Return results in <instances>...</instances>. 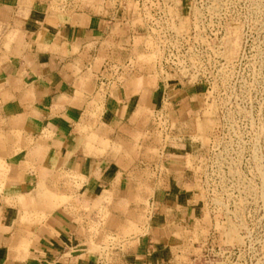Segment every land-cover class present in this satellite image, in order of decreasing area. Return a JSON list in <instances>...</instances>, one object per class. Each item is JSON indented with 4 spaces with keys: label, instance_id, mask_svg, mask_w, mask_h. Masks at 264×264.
Here are the masks:
<instances>
[{
    "label": "crops",
    "instance_id": "obj_1",
    "mask_svg": "<svg viewBox=\"0 0 264 264\" xmlns=\"http://www.w3.org/2000/svg\"><path fill=\"white\" fill-rule=\"evenodd\" d=\"M113 1L101 15L0 0V264H177L176 234L197 214L182 149L165 145L160 171L133 138L162 132L183 89L111 62L131 38ZM108 233L124 238L109 262L96 251Z\"/></svg>",
    "mask_w": 264,
    "mask_h": 264
},
{
    "label": "rangeland",
    "instance_id": "obj_2",
    "mask_svg": "<svg viewBox=\"0 0 264 264\" xmlns=\"http://www.w3.org/2000/svg\"><path fill=\"white\" fill-rule=\"evenodd\" d=\"M56 1L72 2L71 9L88 6L101 15L115 5L113 0L52 3ZM121 3L118 16L125 19L131 38L111 62L132 65L133 81L149 78L153 85L161 81L183 89L179 105L171 100L164 104L169 118L159 123L162 132L148 130L133 138L139 149L144 142L152 144L148 155L161 164L160 171L165 145L182 149L197 214L176 234V263L264 264V0ZM157 13L163 18L155 25L185 37L180 45L181 65L187 69L183 74L163 76L159 69L157 39L146 32L157 27L150 24ZM102 95L101 85L97 98ZM143 187L137 190H150ZM53 200L61 205L67 201ZM97 219L95 231L108 215ZM123 240L108 233L96 251L109 262Z\"/></svg>",
    "mask_w": 264,
    "mask_h": 264
},
{
    "label": "built area",
    "instance_id": "obj_3",
    "mask_svg": "<svg viewBox=\"0 0 264 264\" xmlns=\"http://www.w3.org/2000/svg\"><path fill=\"white\" fill-rule=\"evenodd\" d=\"M152 16L154 22H150V24L155 25V22H158L160 21L159 19L163 18V13H157L156 15L152 14ZM146 32L157 39V50L159 52L158 64L160 71L163 73V76L166 73L183 74L185 71H187V69H185L184 66L181 65V60L184 56V51L180 47L182 41L185 40V37L183 35H177L175 32L166 28H162L160 26H157L155 28L149 27ZM101 83L105 84L106 81L102 80Z\"/></svg>",
    "mask_w": 264,
    "mask_h": 264
}]
</instances>
